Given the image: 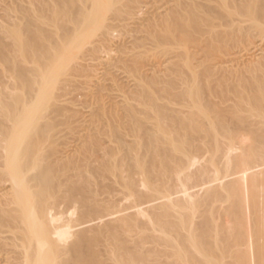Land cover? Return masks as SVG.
<instances>
[{
	"label": "bare ground",
	"instance_id": "bare-ground-1",
	"mask_svg": "<svg viewBox=\"0 0 264 264\" xmlns=\"http://www.w3.org/2000/svg\"><path fill=\"white\" fill-rule=\"evenodd\" d=\"M138 2L0 0V264H264V0H173L163 57L65 122V73Z\"/></svg>",
	"mask_w": 264,
	"mask_h": 264
},
{
	"label": "rangeland",
	"instance_id": "rangeland-1",
	"mask_svg": "<svg viewBox=\"0 0 264 264\" xmlns=\"http://www.w3.org/2000/svg\"><path fill=\"white\" fill-rule=\"evenodd\" d=\"M170 0H145V1H143V0H139V2L135 5V6H137V7H139V8H137V7H135L134 6V8H132V10H130V8H129V13H131L132 14V16L134 17L133 19H135V20H131V18H132V16H131V18H130V14L128 15V14H126V17H125V14L124 15H122L121 16V18L119 19V24L118 23H116V21L114 22L115 24V26L117 27V29L115 28V32L114 33H112L113 34V36H112V39L113 40H111V42H110V45L109 46H104L103 48H101V49H103V50H100V52H94L93 51V49H89V50H87L83 55H85V56H82L81 58H83L82 60H81V58L79 59V60H81V61H78L77 62V64L78 65H74V67L71 69H69L66 73H65V76L64 77H67L68 78V76L70 77V76H73L74 74H76V75H74V77H77L76 79L74 78L73 80H72V82H68V83H70L69 85H68V83L66 84V85H64V86H59L58 88H57V90H56V94H58V96H59V98L61 99V96L62 95H65L64 97H62V101L63 102H61V100H60V102H61V108H63V111H65V114H67V116H68V118H67V116H66V120H65V122L66 123H69V124H71V125H69V127L68 128H72L73 127V129H75V128H79V125H80V127L82 126H84V127H86L87 125L89 126V125H91L92 124V122L91 121H94V118H95V114H97L98 112L97 111H99L98 109H100V107H101V105L103 106H107V104H110V103H112V102H117V101H120L122 98H120V99H118V97H116L117 96V94L116 93H118V92H116L117 91V86L116 87H114L116 84H118V85H120V86H126V85H130L131 83L130 82H132V80H130V79H132L131 77H132V75H131V73L133 74V70H134V72H135V69L137 68V65L139 66L140 65V67H138V69L139 68H141V66L143 67V70L145 69V68H150V65L152 64L151 62H153V64L156 62V61H158L159 59H161L162 57H163V51L160 49V51H159V49L157 48V47H152V49H151V46L152 45H149V44H147V42L146 41H149V37H147L146 38V36H149L148 35V32L147 31H149V30H152V29H154V27H158V26H155V25H158V23L160 24L161 23V20L164 18V16H165V14L167 13V9H168V7H172L173 6V0H171V2L170 3H168ZM146 2V3H145ZM164 2V3H163ZM168 4H167V3ZM142 3V4H141ZM163 3V4H162ZM170 4V5H169ZM172 4V5H171ZM159 5H160V7H159ZM166 5V6H165ZM169 5V6H168ZM144 6H145V8H144ZM148 7H149V9H148ZM157 7H159L158 8V11H157ZM164 7V8H163ZM156 8V9H155ZM166 8V9H165ZM136 9V10H135ZM140 9V10H139ZM152 9V10H151ZM154 9V10H153ZM162 9L164 10H166L165 12V14H164V11H162ZM135 10V11H134ZM156 10V11H155ZM135 13V14H133V13ZM138 12V13H137ZM141 12V13H140ZM159 12V13H158ZM163 12V13H162ZM145 13V14H144ZM137 14V15H136ZM150 14V15H149ZM152 14V15H151ZM155 16H154V15ZM164 15V16H162V15ZM137 17H136V16ZM140 15V16H139ZM141 15H143V19H142V16ZM147 16V18L146 17H144V16ZM161 15V16H160ZM140 18H139V17ZM151 16V17H150ZM153 16V17H152ZM163 17V18H162ZM128 18V19H127ZM137 18H139V19H137ZM124 19V20H123ZM147 20V21H144V20ZM150 19V20H149ZM155 20L154 22L156 23V21H157V23L154 25V23L152 24V22H151V20ZM125 20H126V22L127 23H125ZM137 20V21H136ZM139 20V21H138ZM152 20V21H153ZM131 21V22H130ZM148 21H150V22H148ZM160 21V22H159ZM133 22V23H132ZM137 22V23H136ZM141 22V23H140ZM120 23H122V25L120 24ZM146 23V24H145ZM150 23V24H149ZM127 24V25H126ZM141 24V25H140ZM148 24V25H147ZM126 25V26H125ZM133 27V29H132V27ZM143 25V26H142ZM147 25V26H146ZM139 26H140V28L142 27L143 28V31H142V28L140 29L139 28ZM149 26V27H148ZM119 27V28H118ZM137 27H138V29H137ZM145 27H147L148 29H146ZM145 28V29H144ZM151 28V29H150ZM137 29V30H136ZM140 30V32H138ZM144 30H146V31H144ZM139 33V34H138ZM145 33H147V35L145 34ZM132 36L131 38L133 39V40H137L138 41V43H139V41H140V43H139V46H138V43H137V41H136V43L137 44H134L135 43V41H133V40H130L131 38H130V35ZM138 38V39H137ZM141 38H143V40H141ZM94 40H95V37L93 38ZM92 39V40H93ZM97 39V38H96ZM144 40H146V41H144ZM143 41V43H141ZM145 42V43H144ZM149 43H150V41H149ZM142 45V46H141ZM126 46V47H125ZM132 46V47H131ZM138 46V47H137ZM142 48H141V47ZM148 46H150V47H148ZM119 47V48H118ZM122 47H123V50H122ZM125 47V48H124ZM145 49V51H140L139 52V50L137 49ZM140 47V48H139ZM147 47V48H146ZM126 49H128L127 50V52L128 51H130V53L132 54H130L129 53V55H128V53L127 52H124V51H126ZM132 49H133V52H132ZM119 50H120V52H119ZM137 50H138V52H137ZM147 50V51H146ZM150 50V52H153V53H150V52H148ZM156 50V51H155ZM92 51V52H91ZM135 51V52H134ZM91 52V54H89ZM117 52H119V53H117ZM121 52H124V57H127V58H130V60L129 59H127V58H123V54H120ZM140 53V54H137V53ZM143 52V53H142ZM144 52L146 53V54H148L149 55V53H150V55L149 56H146V54H144ZM156 53V54H155ZM158 53V54H157ZM88 54V55H87ZM94 54V55H93ZM95 54H97V55H95ZM137 54V55H136ZM118 55V56H117ZM144 55V56H143ZM154 55V56H153ZM160 55V56H159ZM133 56H134V58H133ZM137 56V57H136ZM146 56V57H145ZM151 56V57H150ZM156 56V57H155ZM118 57V58H117ZM123 58V60H122V58ZM143 57V58H142ZM144 57H145V59H144ZM153 57V58H152ZM118 59V60H116L115 61V59ZM138 58V59H137ZM148 58V59H147ZM152 58V59H151ZM121 59V60H120ZM125 59V60H124ZM126 59H127V61H126ZM131 59H132V61H131ZM85 60V61H84ZM110 60V61H109ZM145 60H147V61H145ZM150 62H149V61ZM121 61V62H120ZM122 61H123V63H122ZM134 61V62H133ZM135 61H137V62H135ZM141 61V62H140ZM143 61V62H142ZM85 62H86V64H85ZM115 62H117V64L115 65ZM128 62V63H127ZM132 62V63H131ZM127 63V64H126ZM85 64V65H84ZM123 64H125V67L126 68H122V67H124V65ZM135 64V65H134ZM120 65H122V67L120 68ZM133 65V66H132ZM147 65V66H146ZM80 66V67H79ZM87 66V67H86ZM116 66H118L117 68H116ZM131 66V69H132V72L129 70L130 67ZM79 67V68H78ZM133 67V68H132ZM134 67H135V69H134ZM145 67V68H144ZM78 70H77V69ZM81 68V70H79ZM116 68V69H115ZM128 68V69H127ZM154 69H156V67H153ZM76 69V70H75ZM114 69V70H113ZM119 69H120V72H118L119 71ZM83 70H84V72H83ZM110 70V72H108ZM125 72V74L124 73H122L123 71ZM126 70L129 72H126ZM75 71H77V72H75ZM79 71H81V72H79ZM155 71V70H154ZM79 72V73H78ZM108 72V73H107ZM69 73V74H68ZM81 74V75H80ZM117 74V75H116ZM128 74V75H127ZM110 77H109V76ZM131 75V77L129 78V76ZM109 78H108V77ZM115 78H114V77ZM128 76V77H127ZM63 77V78H64ZM123 77V78H122ZM108 78V79H107ZM110 78H111V80L113 81V83H111V80H110ZM114 79L117 81L116 83H114L115 81H114ZM120 82H119V81ZM128 80V81H127ZM76 81V82H75ZM125 81V82H124ZM130 81V82H129ZM128 82L130 83V84H128ZM122 83V84H121ZM125 83V84H124ZM101 85H103V86H101ZM114 85V86H113ZM66 88V90H64ZM63 89V90H62ZM104 89V90H103ZM103 90V91H102ZM116 90V91H115ZM59 91V92H58ZM102 93H101V92ZM99 92V93H98ZM64 93V94H63ZM59 94H61V95H59ZM97 94L99 95L100 94V96H98L97 97ZM115 94V95H114ZM115 97V98H114ZM104 98V99H103ZM106 98V99H105ZM100 100V101H98V100ZM108 99V100H107ZM102 100V101H101ZM110 100V101H109ZM112 100V101H111ZM98 101V102H97ZM105 102V103H104ZM109 102V103H108ZM96 103H97V105H96ZM100 104V106H99V104ZM95 107V108H94ZM98 108V109H97ZM109 108V105H108V107H107V109ZM65 109V110H64ZM95 110V111H94ZM91 111V112H90ZM67 112V113H66ZM90 112V113H89ZM89 114H91L90 116H89ZM70 115V116H69ZM94 116V117H93ZM91 119H90V118ZM68 119H70V121L68 120ZM89 119V120H88ZM68 120V121H67ZM87 121V122H86ZM65 122H63V124L65 123ZM89 122H91L90 124H89ZM95 122V121H94ZM84 123V124H83ZM67 124L65 125H62L60 128H61V130H63V132H64V130H66V129H68V128H66V126H68ZM75 126V127H74ZM65 128V129H64ZM65 132H67V131H65Z\"/></svg>",
	"mask_w": 264,
	"mask_h": 264
}]
</instances>
